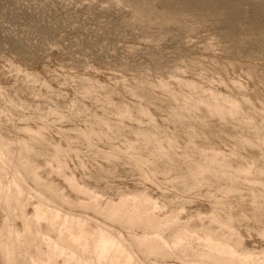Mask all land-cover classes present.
<instances>
[{"label": "rangeland", "instance_id": "rangeland-1", "mask_svg": "<svg viewBox=\"0 0 264 264\" xmlns=\"http://www.w3.org/2000/svg\"><path fill=\"white\" fill-rule=\"evenodd\" d=\"M154 1L0 0V134L16 141L30 137L18 127H41L48 145L45 151L38 143L44 154L35 155L33 161L41 167L42 180L50 178L72 202L76 192L57 172L46 169L50 167L47 153L53 151L49 143L62 146L65 172L96 187L104 198L118 200L122 193L145 189L165 203L164 211L179 213L180 220L189 223L201 222L197 212L207 217L214 201L225 200L217 206L219 215L233 212L248 248L260 250L264 206H254L252 199L261 186L239 181L237 191L226 179H219L193 188L190 179L180 176L202 151L219 154V159L235 166L253 160L264 165V141L259 147L244 139H259L247 116L264 126V0H234L238 4L234 16L221 12L215 0H208L209 5L207 0ZM178 79L186 83L181 85ZM212 93L219 100L224 95L235 97L242 110L222 119L217 112L205 111L201 100ZM121 110L127 111L121 114ZM91 128L96 134L90 139L80 134ZM137 129L149 131L150 141L135 133ZM130 141L136 146L130 147ZM157 142L171 155L155 150ZM137 152L150 162L138 166ZM64 208L102 218L77 204L67 203ZM26 209L30 212L32 205ZM206 217L204 228H218ZM155 259L160 264L180 263L175 255L168 259L153 255L147 264L156 263Z\"/></svg>", "mask_w": 264, "mask_h": 264}, {"label": "bare ground", "instance_id": "bare-ground-1", "mask_svg": "<svg viewBox=\"0 0 264 264\" xmlns=\"http://www.w3.org/2000/svg\"><path fill=\"white\" fill-rule=\"evenodd\" d=\"M209 1L207 0V5L211 3ZM233 1L234 0H215V4L221 6V12L223 11V13L229 16H234L238 15V6H236L238 4H235L236 1ZM240 2H242V0ZM137 3L140 5L139 2ZM133 6L135 7L136 4ZM149 6H151V4ZM151 7L153 8V6ZM142 8L143 7H140V9ZM240 8L243 9L242 7ZM148 9L149 8H147V10ZM154 9L156 10V8ZM145 10L146 9L143 10V13H146ZM218 12L219 11H216V13ZM149 13L152 12L150 11ZM154 13L156 12L154 11ZM240 14L241 13H239V15ZM139 15H141V13ZM147 18L150 19V17ZM249 20L252 21V19ZM231 21H233V19ZM257 22L258 20L256 23ZM149 27L150 26H148V28ZM255 29L257 30V27H255ZM166 32L165 35H167ZM229 32L233 31L231 30ZM246 41L248 42V39ZM251 41L249 43H251ZM257 46L259 47V45ZM173 76L175 75H172L171 78ZM178 81L181 85L186 83L184 79H178ZM137 91H139V89ZM174 96L177 99H181L182 97V95L178 93ZM195 99L198 101V98ZM201 101L204 102L203 104L205 107L203 108L205 111L212 113L217 112L221 119L228 118V116L231 118L234 114L241 111L243 107L242 102L238 101V99L233 96L224 95L221 100H219L217 93H212L208 98L202 99ZM144 109L145 108H140L139 110L144 111ZM126 111L127 110H121V114H125L124 112ZM178 116L180 117V115ZM247 118L249 120V122L248 120L247 122L256 130L259 139L252 140L247 137L244 138L245 142L252 145L256 144L260 147L264 141V126L259 122H255V119H252V115L250 117L247 116ZM18 128L28 133L30 137L18 138L16 141H11L6 136L0 134V258L3 264H147L148 257L153 255H161L166 259L175 255L180 259L179 264H264V247L260 250L248 248L240 227L236 223L238 220L236 215L231 211H225L226 215H219L217 206L225 200L222 201L218 199L214 201L213 210H211V213L207 217L205 216L210 221L218 224V228L214 230V228L203 227L202 222L205 217L200 211L197 212V218L201 222H182L179 213L164 211L165 209H163V207L165 203L154 197L145 189H137L130 193H122L118 200L109 197H105V199L103 195L101 196L102 193L96 187H90L85 183H80L77 181L75 175L67 174L65 172V163H63L60 158L63 150L62 146L56 143H49L52 145L53 151L52 153L46 152L49 157L47 165L50 166L46 167V169L48 173L57 172L64 178L66 184L76 192L77 197L73 202L70 201L69 197L64 194L63 189L59 192V188L54 185L50 178L44 176L45 180H42L43 176L39 172L41 167H38L33 161L35 155L44 154V152L38 150V143L43 145L42 150H45L44 146L48 145V140L44 136L42 128L35 129L29 125ZM190 128H192V125ZM116 131L120 132V128L117 127ZM135 133L141 135L145 141H150L151 133L149 131L137 129ZM242 133H244V131ZM80 134L90 139V136L96 134V131L91 128L81 131ZM170 140H172V138H169V141ZM129 146L134 147L136 144L130 141ZM156 146L157 147H154L155 150L162 152V154L166 156L171 155V150H165L163 148V143L157 142ZM194 147L197 148V145H194ZM210 155L202 151L199 159L194 161L195 164L192 163L193 165H190L180 177L190 179L191 183L189 186L193 188L200 187L204 182L210 183L219 179H226L230 189L232 188L237 191L241 189V183L239 181L259 185L262 188L258 190L257 195H253L252 203L254 206H264V165L262 162V165H258L253 160L245 166H241L239 163L235 166L231 162L219 159V154ZM134 160L138 166L150 162L149 159L143 157L138 152L134 156ZM242 162L240 161V164ZM54 163H56L55 167ZM226 167L229 169L232 168L230 169V173L227 172L228 169L225 171ZM208 169H211L208 177L206 176L207 178H203L204 171ZM251 173L252 175L255 173L256 176L254 174L252 177V175H249ZM261 176L263 178H261ZM225 186H227V184ZM223 189L225 188L223 187ZM220 191L223 190H219V192ZM67 203L77 204L78 207L82 209H89L94 212L96 216L99 215V217L102 218L92 217L82 212L75 214L71 212V208L68 210L64 208ZM30 204L32 205V209L28 212L26 207ZM228 205L232 206L231 204ZM1 213L3 214L1 215ZM17 220L20 221V225L16 222ZM116 223L120 224L122 229H118L117 226L119 225ZM173 224L176 225L171 226ZM134 226L142 230L138 231V228L134 229ZM156 263L160 264L161 261H157Z\"/></svg>", "mask_w": 264, "mask_h": 264}]
</instances>
